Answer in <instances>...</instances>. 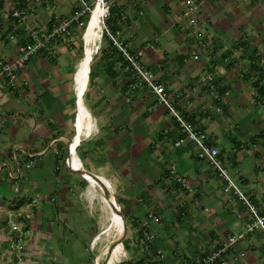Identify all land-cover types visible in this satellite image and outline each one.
<instances>
[{"label": "crops", "instance_id": "obj_1", "mask_svg": "<svg viewBox=\"0 0 264 264\" xmlns=\"http://www.w3.org/2000/svg\"><path fill=\"white\" fill-rule=\"evenodd\" d=\"M11 1L25 7L28 0ZM89 1L93 7L95 0ZM111 1L117 17L112 36L128 43L131 52L141 49L139 61L179 113L205 134V142L218 147L223 167L263 211L264 0H197L205 40L195 49L197 59L191 57L193 39L181 1ZM29 2L28 21L37 31L81 8L77 0ZM76 26L72 22L69 46L51 38L32 54L14 87L0 73V264L86 260L71 249L79 243L70 220L82 202L93 204L94 195L84 196L83 180L88 181L71 170L72 160L71 166L65 163L68 156L77 158L78 169L102 178L120 204L128 227L127 258L121 264H199L221 249L228 235L245 229L248 210L224 190L225 180L197 155L168 108L125 69L121 51L105 32L94 41L98 50L78 95L75 75L85 44L84 29ZM10 33L19 43L26 40L8 0H0V51L7 60L18 46H1ZM208 74L212 81L205 79ZM75 139L79 143L70 149ZM29 159L34 164L26 167ZM169 165L186 178L192 193L168 176ZM15 184L19 195L13 193ZM34 197L36 205L28 202ZM148 213L159 220H150ZM16 221L26 231L22 257L9 248L10 223ZM148 228L155 235L149 245L144 241ZM214 264H264L263 234H247L221 251Z\"/></svg>", "mask_w": 264, "mask_h": 264}, {"label": "built area", "instance_id": "obj_2", "mask_svg": "<svg viewBox=\"0 0 264 264\" xmlns=\"http://www.w3.org/2000/svg\"><path fill=\"white\" fill-rule=\"evenodd\" d=\"M81 5V8L74 10L72 16L69 19H58L54 18L50 21L49 25L44 28L42 31H37L33 28L30 21H28L29 15L32 13V6L30 5L29 0L25 7H18L16 4L8 0L9 12L12 17L17 20V23L21 26L26 40L24 42H18V37L14 33L8 34L5 39L2 41V47L6 43H18L17 54L10 60L2 58L0 51V73L5 74L7 77V84L11 87L15 86L18 72L24 66V64L29 60L30 56L36 51L42 49L47 44L48 40L51 38H58L60 41L69 46L72 44V39L74 37V30L71 27L72 22L76 23L78 29H84L82 36H84L85 43V30L87 28L88 22L92 16L94 6L97 4V7L100 6L102 12L98 16L100 23V31L98 38H101L103 33H107L113 42V45L121 51L126 65L125 69L130 71L133 76H135L140 82H144L146 86L155 94L157 102L166 106L172 116L175 118L178 127L181 132H183L188 138L193 140L197 148V155L201 158H206L210 164L216 169L217 173L225 180L226 185L224 190L233 192L238 196L242 204L246 207L250 214V221L246 224L245 229L237 234L228 235L223 244V247L218 251L207 255L203 258L199 264H214L216 258L219 256L221 251L227 250L228 247L235 244L238 240L244 238L247 234L259 230L264 236V210L259 211L258 207L249 201L248 195L242 190L239 184L235 179L229 174L228 170L223 167L222 162L218 156L219 149L217 146L207 144L205 142V134L195 129L194 125L186 120L177 110L173 102L170 100V96L167 95L164 86L157 81L154 74L147 69L140 61L139 58L142 55L141 49L131 52L128 43L122 42L114 38L106 26L104 20L105 17L109 14V7L111 6V0H95L94 5H90L89 0H77ZM132 1V0H131ZM182 2V12L181 16L184 17L187 21L189 28V35L193 39V49L191 57L194 59L198 58V52L195 51L196 48L205 44L203 38L204 32L199 28V6L200 4L197 0H179ZM87 16V20H82L83 17ZM98 50V46L95 47L94 51ZM206 80L212 81L213 75L208 74L205 76ZM79 143V141H77ZM179 142L176 141L175 144ZM76 145V144H75ZM73 160L72 157L65 158V163L68 166L70 161ZM34 164L32 159H29L26 162V167H30ZM168 176L176 183L180 185L181 188L185 189L188 193H192L193 189L189 186L188 181L184 176L178 174L175 168L172 165L168 166ZM8 181H11L10 177L7 178ZM13 193L15 195L20 194V188L18 185H13ZM262 199L264 200V193L262 194ZM38 198H31L28 202L33 205H36ZM13 211L9 212V215H13ZM149 218H153L155 221L159 220V216L156 214L148 213ZM17 232V235L11 236L12 233ZM26 233L23 224L16 221L10 223L9 235L10 240L13 244H20L23 241V235ZM154 239V233L151 228H148L144 231V240L147 245L151 244ZM160 252L159 250L157 251Z\"/></svg>", "mask_w": 264, "mask_h": 264}, {"label": "bare ground", "instance_id": "obj_3", "mask_svg": "<svg viewBox=\"0 0 264 264\" xmlns=\"http://www.w3.org/2000/svg\"><path fill=\"white\" fill-rule=\"evenodd\" d=\"M102 12L100 6L96 7L93 10L92 16L88 22V27L85 32V53L80 61V64L77 68L75 80H76V92L78 95H81L83 91L86 80H87V71L89 69L90 59L93 51L95 50L96 44L94 43L95 39L99 35L100 31V23L98 20V16ZM80 99V98H79ZM80 102V100L78 101ZM80 104V103H79ZM82 108V106H81ZM80 108V109H81ZM79 124V122L77 123ZM80 125V124H79ZM78 125V127H79ZM78 139L72 140V148L77 143ZM72 167L74 169L80 167V163L77 158H73ZM87 181L89 183V188L92 192H100V200L101 204V214L100 220L103 225V229L101 232L103 234L109 235V245L104 250L105 261L103 264H114L118 259L124 260L127 258L126 250L122 248V244L118 241L123 233V221L121 216L114 211L106 197L104 196L102 186L93 178L85 175ZM116 208H118V204L116 202H112ZM99 234L94 237V242L99 238ZM111 238V239H110ZM96 264H99L98 262Z\"/></svg>", "mask_w": 264, "mask_h": 264}, {"label": "rangeland", "instance_id": "obj_4", "mask_svg": "<svg viewBox=\"0 0 264 264\" xmlns=\"http://www.w3.org/2000/svg\"><path fill=\"white\" fill-rule=\"evenodd\" d=\"M85 197H91L93 199V204L85 205V202H82V206H80V210L77 215H75L70 220V225L73 228L75 233L73 234V239H76L79 243V247L72 248L74 253L77 256H83L86 260L82 262V264H103L105 261L104 250L109 245V235L103 234L101 230L103 229V225L100 220L101 214V200H100V192H92L89 188L88 182L86 183L84 188H81ZM80 190V191H81ZM99 194V195H98ZM118 203V202H117ZM120 206V204L118 203ZM150 220L155 221L153 218H149ZM97 224V225H96ZM98 226V227H96ZM94 237L100 233L99 238L93 242L91 237L94 233ZM18 233H12L11 236L17 235ZM9 235V233H8ZM76 235V236H75ZM155 236V235H154ZM111 239V238H110ZM91 240V243H89ZM145 241V240H144ZM89 246V249H88ZM12 252H16L18 257L24 256L23 244H16L14 242L9 246ZM158 253V252H157ZM159 254V253H158ZM125 262V261H124ZM124 264V263H123Z\"/></svg>", "mask_w": 264, "mask_h": 264}, {"label": "water", "instance_id": "obj_5", "mask_svg": "<svg viewBox=\"0 0 264 264\" xmlns=\"http://www.w3.org/2000/svg\"><path fill=\"white\" fill-rule=\"evenodd\" d=\"M95 8L97 7V4L94 6ZM94 8V9H95ZM88 27V26H87ZM87 29V28H86ZM85 32H86V30H85ZM86 42V41H85ZM84 44H86V43H84ZM84 53H85V51H84ZM88 73H89V69H88V71H87V79H88ZM87 81V80H86ZM82 93V92H81ZM70 149H73L72 148V141L70 142ZM72 171H74V172H76V173H78V174H80L84 179H86L87 180V178L85 177V175H87V176H89V177H91V178H93L94 180H96L101 186H102V189H103V191H104V195H105V197H106V199L108 200V202L110 203V205L112 206V208L114 209V211L116 212V213H118L120 216H121V218H122V221H123V225H124V228H123V233H122V235H121V237L118 239V241L122 244V248L124 249V241H125V239H126V237H127V229H128V227H127V224H126V220H125V217H124V215L122 214V211H121V208H120V206L118 205V208H116L115 206H114V204L112 203L113 201L114 202H116L117 203V201H116V199H115V196L112 194V192L110 191V188H109V186H108V184L102 179V178H100L99 176H96V175H94V174H91V173H89V172H87L86 170H84V169H71ZM118 204V203H117ZM114 264H121V260L120 259H118L117 261H115L114 262Z\"/></svg>", "mask_w": 264, "mask_h": 264}, {"label": "trees", "instance_id": "obj_6", "mask_svg": "<svg viewBox=\"0 0 264 264\" xmlns=\"http://www.w3.org/2000/svg\"><path fill=\"white\" fill-rule=\"evenodd\" d=\"M114 8L112 6L109 7V14L105 17V24L106 26H108V29H110L111 31L114 30V25L116 23V19L117 17H115V14H114ZM87 20V16L85 18ZM122 67L125 65V62L123 61L122 63ZM86 184V181L83 180V186ZM132 261H130L129 263H131Z\"/></svg>", "mask_w": 264, "mask_h": 264}]
</instances>
